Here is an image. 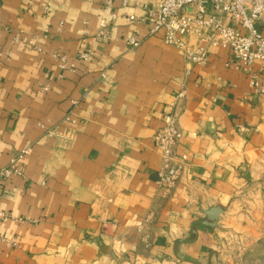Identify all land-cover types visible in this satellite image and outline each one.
<instances>
[{
    "label": "crops",
    "instance_id": "1",
    "mask_svg": "<svg viewBox=\"0 0 264 264\" xmlns=\"http://www.w3.org/2000/svg\"><path fill=\"white\" fill-rule=\"evenodd\" d=\"M154 1L0 0V166L29 150L25 175L0 191L10 215L0 225V264H194L176 260L172 241L201 215L198 205L228 214L237 190L264 172V95L250 73L221 47L193 66L128 20ZM19 33L35 46L13 44ZM55 52L75 68L60 67ZM252 71L264 79L260 63ZM176 104V151L188 163L167 188L154 134ZM224 218L180 254L220 264Z\"/></svg>",
    "mask_w": 264,
    "mask_h": 264
},
{
    "label": "built area",
    "instance_id": "2",
    "mask_svg": "<svg viewBox=\"0 0 264 264\" xmlns=\"http://www.w3.org/2000/svg\"><path fill=\"white\" fill-rule=\"evenodd\" d=\"M130 2L122 0V5L127 6ZM103 3L112 6L114 0H103ZM141 7L143 14L129 15L128 20L146 26L148 35L161 34L163 42L176 47L193 66L205 64L211 48L231 50L236 63L250 73L254 92L264 95V79L257 71H252L256 63H260L261 70H264V0H155ZM100 27L101 35L108 38L106 19L101 20ZM12 43L35 46L34 40L21 33L13 36ZM140 43L136 37L128 38L132 48ZM52 56L59 61L60 67L75 68L74 64H69L65 54L55 52ZM82 57L91 59L92 54L82 53ZM187 71L189 73L190 69ZM101 75L106 76L105 73ZM183 95L184 91L179 97ZM180 114L181 109L176 104L175 110L165 116L164 125L154 134L155 148L161 157L158 182L167 188L176 185L188 163V155H180L176 151L183 136L179 126ZM66 120L73 121L72 116L68 115ZM28 152L24 149L8 165L0 166V191L12 176L25 175L20 164ZM1 196L0 193V200ZM9 218L8 213L0 210V225ZM7 244L16 246L18 242L11 238Z\"/></svg>",
    "mask_w": 264,
    "mask_h": 264
},
{
    "label": "rangeland",
    "instance_id": "3",
    "mask_svg": "<svg viewBox=\"0 0 264 264\" xmlns=\"http://www.w3.org/2000/svg\"><path fill=\"white\" fill-rule=\"evenodd\" d=\"M227 209L220 263L264 264V172L237 190Z\"/></svg>",
    "mask_w": 264,
    "mask_h": 264
},
{
    "label": "water",
    "instance_id": "4",
    "mask_svg": "<svg viewBox=\"0 0 264 264\" xmlns=\"http://www.w3.org/2000/svg\"><path fill=\"white\" fill-rule=\"evenodd\" d=\"M198 206L201 215L197 216V218L191 223L187 234L182 238H176L172 241L174 245V255L179 262L189 261L194 264L197 263L196 261L181 255L180 246L195 242L198 239L200 229L215 233V231L221 227L219 224L221 217L226 215L224 207L218 204H210L206 208H203L201 204ZM215 256L220 262L217 253Z\"/></svg>",
    "mask_w": 264,
    "mask_h": 264
}]
</instances>
